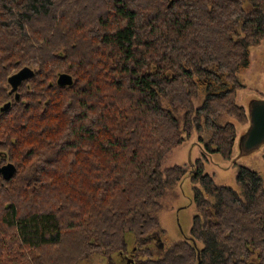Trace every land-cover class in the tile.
<instances>
[{
    "label": "trees",
    "instance_id": "16d2710c",
    "mask_svg": "<svg viewBox=\"0 0 264 264\" xmlns=\"http://www.w3.org/2000/svg\"><path fill=\"white\" fill-rule=\"evenodd\" d=\"M262 40L264 0H0V165L16 167L0 178V264H264V182L244 166L240 196L197 161L193 243L160 257L148 245L164 233L159 199L186 174L162 158L193 131L231 156L222 118L249 124L239 75Z\"/></svg>",
    "mask_w": 264,
    "mask_h": 264
},
{
    "label": "rangeland",
    "instance_id": "374dc122",
    "mask_svg": "<svg viewBox=\"0 0 264 264\" xmlns=\"http://www.w3.org/2000/svg\"><path fill=\"white\" fill-rule=\"evenodd\" d=\"M250 52V67L239 75L244 88L237 91L236 98V104L245 109L248 118L250 117L252 108L258 105V103L264 102V40H262L260 45L250 47ZM199 103L200 99H196L194 106L197 107ZM226 120L233 122L237 131L235 146L228 159L222 158L216 152L210 153L206 151L203 144L208 138V133H198L196 131H193L181 145L175 147V149L162 158L161 170L177 165L183 167L186 174L174 188L166 189L163 196L159 199L160 209L156 212V216L164 233L158 239L153 238L148 243L153 257L162 256L164 247L179 240H188L193 243L188 237L192 226V218L197 212L192 198L193 188L198 186L192 179L197 161L203 163V172L208 174L215 184L231 187L240 196H242V189L236 183L239 167L244 166L252 171H257L264 182V140L260 144L249 148L245 144L244 137L249 132L250 124L241 125L233 119L222 118V122ZM201 137L203 140L200 141ZM207 197L210 201H213V198ZM127 240L131 246L133 240L130 235L127 236ZM196 245L200 247L199 243ZM124 254L131 253L127 251ZM113 258L118 260L115 256ZM106 263L107 259L105 257L91 255L78 264Z\"/></svg>",
    "mask_w": 264,
    "mask_h": 264
},
{
    "label": "water",
    "instance_id": "95a60500",
    "mask_svg": "<svg viewBox=\"0 0 264 264\" xmlns=\"http://www.w3.org/2000/svg\"><path fill=\"white\" fill-rule=\"evenodd\" d=\"M32 74L33 72L31 70L25 68L9 77L8 82L12 87L10 93H14L19 84L22 81L28 79V77L30 78ZM72 83L73 78L69 73L61 74L57 79V84L59 86L68 87ZM15 99H18V94L15 95ZM8 106L9 104H6L2 110L7 109ZM249 118L250 128L248 130V134L246 135V137H244V140L245 144H247L249 148H252L253 146L260 144L264 140V102L258 103V105L252 108ZM15 170L16 169L12 163L0 165V178L9 180L14 175ZM145 240H147V238H145Z\"/></svg>",
    "mask_w": 264,
    "mask_h": 264
},
{
    "label": "bare ground",
    "instance_id": "6f19581e",
    "mask_svg": "<svg viewBox=\"0 0 264 264\" xmlns=\"http://www.w3.org/2000/svg\"><path fill=\"white\" fill-rule=\"evenodd\" d=\"M25 68H26V69H29V70L32 71V69L29 68V67H24V68H22V69H25ZM22 69H21V70H22ZM21 70H19V71H21ZM19 71H18V72H19ZM32 72H33V71H32ZM16 73H17V72H16ZM14 74H15V73H14ZM14 74H12L11 76H13ZM62 74H64V73H62ZM60 75H61V74H60ZM11 76H10V77H11ZM58 77H59V76H58ZM8 79H9V78H8ZM57 79H58V78H57ZM8 83H9V82H8ZM9 84H10V83H9ZM10 86H11V85H10ZM60 87H63V86H60ZM11 88H12V87H11ZM8 108H9V106H8ZM8 108H7V109H8ZM4 110H6V109H4ZM14 167H15V166H14ZM15 169H16V167H15ZM15 172H16V170H15Z\"/></svg>",
    "mask_w": 264,
    "mask_h": 264
}]
</instances>
